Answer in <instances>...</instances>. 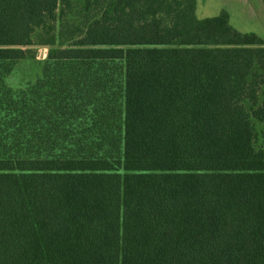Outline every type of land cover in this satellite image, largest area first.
Instances as JSON below:
<instances>
[{"label":"trees","instance_id":"1","mask_svg":"<svg viewBox=\"0 0 264 264\" xmlns=\"http://www.w3.org/2000/svg\"><path fill=\"white\" fill-rule=\"evenodd\" d=\"M263 142L226 10L0 0V264H264Z\"/></svg>","mask_w":264,"mask_h":264},{"label":"rangeland","instance_id":"2","mask_svg":"<svg viewBox=\"0 0 264 264\" xmlns=\"http://www.w3.org/2000/svg\"><path fill=\"white\" fill-rule=\"evenodd\" d=\"M222 9L227 11L229 23L235 29L254 32L264 39V0H196V14L200 18L215 16ZM47 52L48 47L35 48L36 59L43 60ZM31 67L28 73H32Z\"/></svg>","mask_w":264,"mask_h":264}]
</instances>
